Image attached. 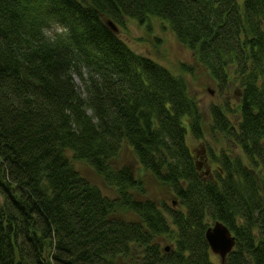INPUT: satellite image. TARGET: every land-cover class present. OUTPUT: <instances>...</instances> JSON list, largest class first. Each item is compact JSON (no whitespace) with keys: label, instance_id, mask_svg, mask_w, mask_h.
<instances>
[{"label":"trees","instance_id":"16d2710c","mask_svg":"<svg viewBox=\"0 0 264 264\" xmlns=\"http://www.w3.org/2000/svg\"><path fill=\"white\" fill-rule=\"evenodd\" d=\"M150 17L220 93L236 87L234 124L227 104L206 124L187 80L106 24ZM206 131L235 154L196 156L188 136ZM125 148L178 208L135 197ZM217 221L235 238L224 262L206 240ZM0 264H264V0H0Z\"/></svg>","mask_w":264,"mask_h":264},{"label":"rangeland","instance_id":"374dc122","mask_svg":"<svg viewBox=\"0 0 264 264\" xmlns=\"http://www.w3.org/2000/svg\"><path fill=\"white\" fill-rule=\"evenodd\" d=\"M150 20L147 24L141 25L133 19H127L125 27H119L118 34L120 38L134 52L151 58L168 68L174 74L184 77L187 80L189 94L197 101L206 124L211 122L212 107H224L226 104L231 111L235 112V114H227L231 123L234 124L235 117L239 115L236 112L239 103L236 87L229 88L225 93H220L206 69L199 65L192 53L177 41L168 27V22L156 17H150ZM75 81L80 91L83 92L81 80L75 77ZM187 143L190 150L198 157H202L206 153L211 154L210 148H214L217 155H220L222 151L231 155L235 154L230 149L232 146L230 143L225 140L217 141L207 131L203 140H197L189 135ZM68 156L74 168L83 178L98 187L105 197L116 199V191L109 188L87 164L73 160L71 153H68ZM216 161V159L211 158L206 161H204V158L202 159L200 167L204 176L207 175L209 176L208 178L213 177ZM123 164L130 165L136 177L140 178L144 183L145 196L141 197L137 192H133L136 198L141 200L151 199L158 204L165 203L170 209L178 208V204L172 203L173 198L169 189L159 183L152 175L142 170L129 148H125L122 151L118 161V165ZM211 173L212 175H209ZM125 218L127 220L135 219L131 214L126 215ZM160 246L163 248L170 247L165 242H161Z\"/></svg>","mask_w":264,"mask_h":264},{"label":"water","instance_id":"95a60500","mask_svg":"<svg viewBox=\"0 0 264 264\" xmlns=\"http://www.w3.org/2000/svg\"><path fill=\"white\" fill-rule=\"evenodd\" d=\"M107 25L114 32H118V28L113 21L109 20ZM206 240L209 244L211 252L219 256L223 262L235 246V238L232 236V233L223 223L219 221L215 222L206 231Z\"/></svg>","mask_w":264,"mask_h":264},{"label":"clouds","instance_id":"9594fccd","mask_svg":"<svg viewBox=\"0 0 264 264\" xmlns=\"http://www.w3.org/2000/svg\"><path fill=\"white\" fill-rule=\"evenodd\" d=\"M42 31L45 33V35H47V30L46 29H42ZM60 31H66V29H60Z\"/></svg>","mask_w":264,"mask_h":264}]
</instances>
